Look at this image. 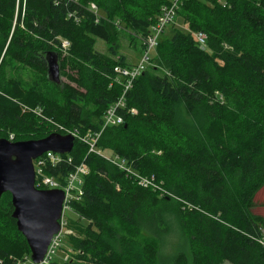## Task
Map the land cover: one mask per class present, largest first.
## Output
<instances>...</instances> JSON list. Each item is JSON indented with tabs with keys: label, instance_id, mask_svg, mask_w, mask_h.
I'll use <instances>...</instances> for the list:
<instances>
[{
	"label": "trees",
	"instance_id": "16d2710c",
	"mask_svg": "<svg viewBox=\"0 0 264 264\" xmlns=\"http://www.w3.org/2000/svg\"><path fill=\"white\" fill-rule=\"evenodd\" d=\"M168 2L0 0V138L40 139L56 123L100 131L123 90L114 68L130 63L114 47L98 51L96 41L111 43L109 20L145 38ZM178 17L189 31L161 37L128 93L124 122L107 126L97 144L171 194L139 185L76 139L48 170L62 177L83 162L90 168L73 203L76 233L64 247L72 255L57 264H264V215L255 211L264 185V0H184ZM52 56L60 83L49 77ZM20 66L33 82L11 74ZM13 211L6 192L0 264L31 255Z\"/></svg>",
	"mask_w": 264,
	"mask_h": 264
},
{
	"label": "built area",
	"instance_id": "2783aa9c",
	"mask_svg": "<svg viewBox=\"0 0 264 264\" xmlns=\"http://www.w3.org/2000/svg\"><path fill=\"white\" fill-rule=\"evenodd\" d=\"M184 0H169L168 3L162 5L155 23L150 27L149 34L142 39L143 54L141 60L137 63L128 65H117L114 68L116 79L122 80L123 90L121 95L114 101L105 111L103 115V126L100 131H88L83 133L79 128H67L61 124L56 123V131L62 134H72L75 139L83 141L89 145L90 152H97L104 155L108 160L116 164L120 169L133 175L138 184L144 187H153L154 190L162 191L161 184L158 183L155 177L144 176L132 173L133 169L127 162L122 160L117 155L107 156L103 150L98 148V141L107 126L119 125L124 122L123 111L127 107V96L129 91L133 88L135 80L148 68L151 64V52L156 50L161 37L164 35L166 27L176 21L178 11ZM90 8L96 13V21L99 20L100 9L96 3H91ZM79 18L76 19L79 22ZM197 40L202 49H207V35L203 32L196 33ZM68 41H64V47L69 46ZM134 111V109H132ZM13 138V135L11 136ZM68 154V153H66ZM65 154H59L54 151H47L43 155L34 159V166L36 170V186L41 189H61L65 193L62 216L60 219L61 229L55 234L48 247L47 253L40 263H35L31 255L25 256L24 259L14 260L12 264H57L60 257L59 252L63 251L65 242L68 236L72 235L73 229L70 227L71 220L67 216V212H74L73 203L82 199L84 194L85 177L90 173V168L86 163H82L68 174L62 177L51 175L48 170L55 168L64 160ZM69 161H72L69 158ZM163 192V191H162ZM163 194H171L163 192ZM70 256L66 254L63 257L64 261L69 260ZM0 263H3L0 260Z\"/></svg>",
	"mask_w": 264,
	"mask_h": 264
},
{
	"label": "water",
	"instance_id": "95a60500",
	"mask_svg": "<svg viewBox=\"0 0 264 264\" xmlns=\"http://www.w3.org/2000/svg\"><path fill=\"white\" fill-rule=\"evenodd\" d=\"M48 72L51 81L61 82L57 57H50ZM75 140L72 134L58 131L40 139L12 141L0 138V199L4 193H11L12 216L30 246L35 263L43 261L53 236L61 229L65 193L61 189L36 186L34 159L47 151L70 153Z\"/></svg>",
	"mask_w": 264,
	"mask_h": 264
},
{
	"label": "rangeland",
	"instance_id": "374dc122",
	"mask_svg": "<svg viewBox=\"0 0 264 264\" xmlns=\"http://www.w3.org/2000/svg\"><path fill=\"white\" fill-rule=\"evenodd\" d=\"M109 24L111 26L112 31V41L105 42L103 40L98 39L96 41V49L98 51H101L105 54H110L111 51L109 50L111 47H114L115 50L118 51V54L124 55L126 57V60L129 63L133 62H139L141 60L142 54H143V41L138 36H136V32L133 28H130L126 26V23H119V21H116L113 23L111 20H109ZM180 29L184 32H188L189 29L187 25L183 22V19L181 17H177L176 21L172 24H169L166 27L165 33L163 35V38H170L174 32V29ZM156 56V51L151 52V57L154 58ZM119 55H116V58H118ZM16 71V72H15ZM15 71H13L11 74L16 75L22 79H29L31 82H33L34 76L29 73V71L26 68L18 67ZM61 80H66V78L61 74ZM25 109H30L33 112H35L37 115H42L41 109H33L29 107H24ZM54 128H56V124H53ZM104 154L107 156H111L112 154L108 151H103ZM257 207L255 208V211L261 215H264V185L260 189L258 196H257ZM67 216L70 220L74 221L76 219V215L74 212H67ZM264 231V230H263ZM74 233L76 231L73 230ZM73 233V234H74ZM66 247L67 241L65 242ZM65 247V246H64ZM69 248V247H68ZM65 250V248H64ZM66 251V250H65ZM66 254H68L71 257V251L67 250L66 252H59V255L62 257H65ZM231 264V263H227Z\"/></svg>",
	"mask_w": 264,
	"mask_h": 264
},
{
	"label": "crops",
	"instance_id": "0c3cea01",
	"mask_svg": "<svg viewBox=\"0 0 264 264\" xmlns=\"http://www.w3.org/2000/svg\"><path fill=\"white\" fill-rule=\"evenodd\" d=\"M133 63H136V62H133ZM133 63H130V64H133Z\"/></svg>",
	"mask_w": 264,
	"mask_h": 264
}]
</instances>
